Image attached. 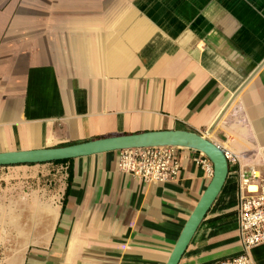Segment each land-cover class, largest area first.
<instances>
[{"label":"crops","instance_id":"crops-1","mask_svg":"<svg viewBox=\"0 0 264 264\" xmlns=\"http://www.w3.org/2000/svg\"><path fill=\"white\" fill-rule=\"evenodd\" d=\"M173 129L238 160L178 264L238 256L234 171L264 176V0H0V152ZM195 154L165 183L119 151L1 166L0 264H166L212 177Z\"/></svg>","mask_w":264,"mask_h":264},{"label":"water","instance_id":"water-1","mask_svg":"<svg viewBox=\"0 0 264 264\" xmlns=\"http://www.w3.org/2000/svg\"><path fill=\"white\" fill-rule=\"evenodd\" d=\"M156 146H177L203 153L213 167L212 177L186 221L166 264H178L200 222L220 192L229 172L223 150L205 135L185 129L145 131L107 136L63 146L0 152V167L40 164L93 154Z\"/></svg>","mask_w":264,"mask_h":264},{"label":"built area","instance_id":"built-area-1","mask_svg":"<svg viewBox=\"0 0 264 264\" xmlns=\"http://www.w3.org/2000/svg\"><path fill=\"white\" fill-rule=\"evenodd\" d=\"M204 135V133H200ZM182 147L156 146L119 151L118 169L146 183H165L175 180L180 171L177 151ZM193 161L209 174L213 167L209 159L195 151ZM228 165L236 166L237 157L223 151ZM238 179V234L242 253L211 264H253L251 248L264 243V176L256 168L234 171Z\"/></svg>","mask_w":264,"mask_h":264},{"label":"trees","instance_id":"trees-1","mask_svg":"<svg viewBox=\"0 0 264 264\" xmlns=\"http://www.w3.org/2000/svg\"><path fill=\"white\" fill-rule=\"evenodd\" d=\"M71 159H67V160H60V161H54L52 162L53 164H61V163H66L68 161H70Z\"/></svg>","mask_w":264,"mask_h":264},{"label":"rangeland","instance_id":"rangeland-1","mask_svg":"<svg viewBox=\"0 0 264 264\" xmlns=\"http://www.w3.org/2000/svg\"><path fill=\"white\" fill-rule=\"evenodd\" d=\"M52 167L56 168V167H58V166H52Z\"/></svg>","mask_w":264,"mask_h":264}]
</instances>
